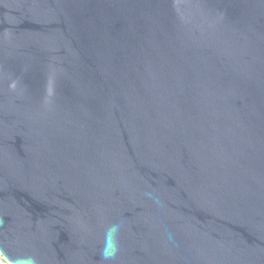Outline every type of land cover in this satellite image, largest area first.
<instances>
[{
    "label": "water",
    "instance_id": "obj_1",
    "mask_svg": "<svg viewBox=\"0 0 264 264\" xmlns=\"http://www.w3.org/2000/svg\"><path fill=\"white\" fill-rule=\"evenodd\" d=\"M0 254L264 264V0H0Z\"/></svg>",
    "mask_w": 264,
    "mask_h": 264
},
{
    "label": "clouds",
    "instance_id": "obj_2",
    "mask_svg": "<svg viewBox=\"0 0 264 264\" xmlns=\"http://www.w3.org/2000/svg\"><path fill=\"white\" fill-rule=\"evenodd\" d=\"M118 232V226L113 225L111 226L105 233V246L102 250V257L104 260H111L118 248H117V241H116V234Z\"/></svg>",
    "mask_w": 264,
    "mask_h": 264
},
{
    "label": "built area",
    "instance_id": "obj_3",
    "mask_svg": "<svg viewBox=\"0 0 264 264\" xmlns=\"http://www.w3.org/2000/svg\"><path fill=\"white\" fill-rule=\"evenodd\" d=\"M0 264H9L8 262H6V261L3 259V257H2L1 254H0Z\"/></svg>",
    "mask_w": 264,
    "mask_h": 264
}]
</instances>
